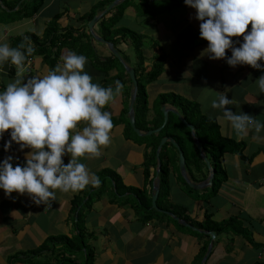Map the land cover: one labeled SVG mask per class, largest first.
I'll list each match as a JSON object with an SVG mask.
<instances>
[{
    "label": "crops",
    "instance_id": "0c3cea01",
    "mask_svg": "<svg viewBox=\"0 0 264 264\" xmlns=\"http://www.w3.org/2000/svg\"><path fill=\"white\" fill-rule=\"evenodd\" d=\"M11 1L13 0H9ZM104 1L46 0L43 8L33 17L17 21L9 20L15 16L10 13H14L18 6L13 10L0 3V43L16 47L13 38L17 36L29 32L42 36L56 13L62 14L59 19L62 28L69 25L82 27L84 24L76 22L77 18ZM104 9H100L96 15ZM110 11L106 17L112 15L113 11ZM195 13L196 9L186 6L183 0H130L116 27L128 28L145 35L143 49L146 70L150 69L158 55H162L165 60L161 76L147 85L149 113L141 114L139 126L143 127H138L141 131L153 128L152 125L158 122L156 103L161 93L175 92L185 98L183 91L189 92L186 99L200 103L205 114L218 119L223 134L243 141L246 153L252 157L251 161L246 162L238 154L226 153L223 162L228 179L221 185L218 193L208 199L206 197L209 192L204 191L206 187L195 190L188 184L183 185V182H186L174 167L170 194L169 197L161 199V209L173 207L177 211L172 212L180 218L182 217L178 212L198 221H204L206 211L212 212V218L216 221L238 217L242 226L239 233H216L213 240L210 236L209 244L212 242V250L205 261L202 260L206 253L199 261L201 247L208 242V234L203 231L205 229L199 228L202 231L196 232L197 230L186 228L165 212L140 210L137 201L139 198L131 188H145L147 196L152 199L158 165L148 169L149 177L155 174L150 182L146 178L145 163L146 155L152 148L149 147V142L142 139L144 135L137 134L132 128L128 111L129 120L126 121L124 110L128 109L133 84L129 74L117 66L109 72L107 84L114 87L115 81L119 80L125 87L122 95L103 109L112 114L114 126L110 132V143L106 147L101 146V155L98 158L82 157L80 162L99 178H102L100 173L104 169L117 172L128 189H120L119 193L114 180L109 178L105 181L103 178L100 179V186L104 187L101 188L100 197L93 203L87 201L91 193L95 194L93 190L96 187L89 185L77 193L55 190L56 199L49 205L35 204L28 194L20 195L14 192L12 197L15 199H11L0 189V264H59L58 259L63 255V251L65 252L61 243L50 245L49 249L40 250V247L47 243L50 236H77L80 227L87 233L85 241L88 247L95 252L94 264L264 262V130L258 134L250 130L246 137L239 139L229 122L223 119L222 111L211 107V100L217 93L226 92L227 98L234 101L232 105L226 106L227 108L235 113L253 115L264 123V93H259L255 83L260 75H264V71L248 65L232 67L227 64L226 59L210 60L207 55H201L208 41L200 38V21L194 18ZM100 20L96 23L95 30L103 36ZM250 28L251 25L249 31ZM151 38L153 42L148 44ZM116 39L118 41L115 45L124 60L138 68L139 60L131 40L123 38L121 34H118ZM233 39L242 41L243 37ZM93 46L97 57H87L85 71L92 76L94 83L104 85L105 77L102 75L98 58L103 60L111 57L112 53L106 45L95 39ZM69 52H72L69 48H62L60 57ZM226 53L231 56V50H226ZM32 58L29 67H24L25 78L42 76L52 69L42 55ZM60 62L59 58L57 64ZM260 63L264 64V61ZM15 77V66L8 63L0 66V92L4 91L6 85ZM184 85L190 86L191 91ZM168 104L176 105L171 102ZM85 124L86 122H80L77 130H82ZM5 142L0 140V161L12 155L13 166H23L25 153L30 149L20 150L19 145L15 144L6 152ZM63 159L67 163L69 157L65 156ZM206 172V166L202 167L201 173L194 174V180L202 181L201 174ZM76 205H79L78 210L81 208L82 212L80 224L75 212ZM145 215L149 218L146 219ZM244 229L251 233L252 242L244 237ZM82 257H77L78 262Z\"/></svg>",
    "mask_w": 264,
    "mask_h": 264
},
{
    "label": "clouds",
    "instance_id": "9594fccd",
    "mask_svg": "<svg viewBox=\"0 0 264 264\" xmlns=\"http://www.w3.org/2000/svg\"><path fill=\"white\" fill-rule=\"evenodd\" d=\"M184 3L196 9L194 18L200 21V38L208 41L201 55L210 60L226 59L232 67L248 65L264 71V64L260 63L264 61V0H184ZM241 36L242 41L233 39ZM25 41L18 47L0 43V66L8 63L16 68L15 79L0 92V138L10 129L4 150L9 151L13 142L20 150L30 149L25 153L23 166L14 167L12 155L0 161V189L11 199H15L14 192L28 194L35 204L49 205L56 199L55 190L77 193L89 185L100 186V178L90 173L80 158H98L101 146L110 143L112 114L103 109L122 95L125 85L119 80L114 87L94 83L85 71L88 58L76 52L62 55L61 62L47 74L25 78V61L35 51L29 38L25 37ZM226 50H231V56ZM255 83L259 93H264V75ZM233 103L226 92L217 93L211 107L222 111L223 119L229 122L237 138L243 139L250 130L257 134L264 130V123L253 115L235 113L226 107ZM163 105L178 109L168 102ZM82 121L85 126L77 130ZM65 156L69 157L67 163Z\"/></svg>",
    "mask_w": 264,
    "mask_h": 264
},
{
    "label": "trees",
    "instance_id": "16d2710c",
    "mask_svg": "<svg viewBox=\"0 0 264 264\" xmlns=\"http://www.w3.org/2000/svg\"><path fill=\"white\" fill-rule=\"evenodd\" d=\"M5 7L13 9L18 6L17 10L13 11L10 14H15L9 21H17L24 18L33 17L36 13H38L46 3V0H13L9 2V0H1ZM130 0H124L120 3L117 7H115L111 16L106 17L107 15L103 16L100 20V31L103 37L107 40H110L116 43L118 40L116 36L121 34L123 38L130 39L134 50L137 54L139 60V67L136 68V74L139 82L138 93L135 102V110H136V117H137V126H139V119L141 118V114L148 113V91L147 85L149 83L154 82L157 80L164 69V57L162 55H158L150 65V69L146 70L144 66V40L145 35L140 32L133 31L128 28H118L116 25L120 22L124 15V10L128 6ZM184 1V0H183ZM111 2V1H110ZM109 0H105L101 2L99 5L94 6L90 12L84 14L77 18L76 22H81L84 25L82 27L69 25L66 28H62L59 24V19L61 18V13H56L54 17L51 18L50 22L46 26L44 33L38 35L34 32H29L20 36L13 38L16 47L20 45L22 41H25V37L29 38L31 44L34 46L35 51L32 53L31 56L27 57L25 64L30 65L32 61V57L35 55H42L44 59L50 64L51 68H54L59 61L61 49L64 47L69 48L72 52H76L77 54H83L88 58L97 57L94 46H93V36L88 29V22L96 15V13L100 9H104L109 3ZM31 59V60H30ZM99 66L101 67L102 75L105 77V84L100 85L103 87H108L107 78H109V72L119 66V69L123 70L125 73V67L121 63V61L112 55L111 57L105 58L100 60L98 58ZM28 65V66H29ZM140 74V75H139ZM159 101L156 103L157 111H158V122L152 125L153 128L156 129L163 125L164 123V112L162 111L161 107L162 104L171 102L178 106L180 112L184 115V117L195 126L197 137L201 143L203 151L208 155V158L211 160L213 167L215 168V176L213 179V183L211 185L212 191L210 194L207 195L206 199L209 196L218 193L221 188V185L228 179V173L224 167L223 158L226 153L231 154H238L241 159L244 161L249 162L252 160V157L248 155L245 151V143L241 140H236L233 137L225 136L222 132V126L217 118L211 117L205 114L202 110L200 103L187 100L186 98H182L180 95L176 94L175 92H167L161 93L159 96ZM128 109L124 110V114L127 117ZM131 128V127H130ZM132 129V128H131ZM165 136H172L174 139L180 144L181 148L184 150L185 157H186V164L187 169L192 175V178L195 179L196 177L194 174L197 172L201 173V168L206 166L205 161L203 160L200 150L195 144V141L191 134V129L181 121L179 116L173 112H169V116L165 126L162 130L158 132H154L150 135H145L142 139L146 142L150 143L152 149L149 150V153L146 155V178L152 182L153 177L155 174L153 173L149 177V167L154 166L156 167L158 164L157 161V148L161 139ZM161 157V171L159 174L160 178V192L157 199V205L162 208L161 199L163 197H169L170 190H171V174L174 167H176V171L180 174V177L186 182L184 177L181 174V170L179 167V151L177 148L170 142H166L160 152ZM196 168V173L193 168ZM100 179L105 178V181L109 178L114 180L116 185L117 192L121 193V190L124 188L128 189V186L122 181L121 176L109 169H104L101 173ZM209 172L207 170L206 173H202V179H206ZM106 175H109L106 177ZM105 183V182H104ZM187 184V182H186ZM189 186V184H188ZM104 185L94 188L95 191L94 195L91 193V196L88 198L87 203H93L96 198L100 197L102 189ZM190 187V186H189ZM192 188V187H190ZM99 189V190H98ZM101 189V190H100ZM121 189V190H120ZM132 192L139 198L138 206L140 210L144 211H153L158 212L157 209L152 207V199L151 197L147 196L145 188H131ZM194 189V188H192ZM76 215L78 217V224L81 221V208L78 210L79 205H76ZM167 210H171L176 213L173 207H166ZM178 214L183 218L190 222L192 225L205 229V230H212L215 231L217 234L233 231L235 233H239L240 229L242 228L240 219L238 217H230L223 221H216L212 218L213 214L209 211L205 212L204 221H198L196 219H192L189 216L182 215L180 212ZM171 217V216H169ZM145 218L148 219L149 216L145 215ZM186 228H189L186 226ZM80 233L77 236H69V235H58V236H50L47 240V243L40 247L42 249H49L50 245L55 243H61L63 247H65V252L63 251V255L59 257L58 263L59 264H94L95 260V252L88 247L86 243L87 233L85 230L80 227ZM198 232V231H196ZM208 242L204 243L201 247V251L198 254V260L200 261L204 254L207 251L210 235H207ZM244 237L252 242L251 233H249L246 229H244ZM49 243V244H48ZM46 246H48L46 248ZM54 248V247H52ZM67 251L71 253L70 256H67ZM83 256V262H78V259L72 255ZM65 255V256H64ZM13 264V262H11ZM256 264H264V262H257Z\"/></svg>",
    "mask_w": 264,
    "mask_h": 264
},
{
    "label": "water",
    "instance_id": "95a60500",
    "mask_svg": "<svg viewBox=\"0 0 264 264\" xmlns=\"http://www.w3.org/2000/svg\"><path fill=\"white\" fill-rule=\"evenodd\" d=\"M124 0H114L111 4H109V6L107 8H105L100 14L95 15L88 23V27L90 30V33L92 34V36L94 37V39L104 45H106V47L110 50V52L116 56L119 60H121L123 62V65L127 71V73L130 76V79L133 83V89L130 95V102H129V106H128V115H129V119H130V123L132 128L137 132V134L139 135H150L154 132H158L160 130H162V128L165 126L168 116H169V112H173L175 114H177L179 116V118L181 119L182 122H184V124L186 126H188L191 129V134L192 137L195 141V144L197 145V147L200 150L201 156L203 158V160L206 163V168L209 172L208 176L206 179L200 181V182H196V180H194L190 174V172L187 169V162H186V157H185V153L184 150L181 148L180 144L174 139V137L172 136H165L161 139L159 146L157 148V161H158V166H157V171H156V182H154L153 185V193H152V206L157 209L158 211L161 212H165L168 215L172 216L174 219L180 221L183 225L193 229V230H197V231H202L200 230L198 227L192 225L190 222H188L186 219H182L179 216L175 215L172 211H168V210H164L161 209L158 205H157V199L159 196V192H160V178H159V173L161 171V157H160V152L161 149L163 147V145L170 141L179 151V166H180V170L182 173V176L184 177V179L186 180L187 184H189L190 187L194 188L195 190H199L202 189L204 187L207 186H211L213 183V179L215 176V168L212 165L211 160L208 158V155L203 151L201 143L199 141V138L197 137L196 134V130H195V126L194 124L190 123L182 114L181 112L177 109V108H171V107H166V105H163L162 107V111L164 112V123L163 125H161L160 127L156 128V129H150V130H146V131H141L137 124H136V111H135V101H136V97H137V92H138V80H137V76H136V71L135 68L130 65L127 64L119 49L115 46L114 42L105 39L103 36H101L100 34H98L95 30V25L96 23L99 21V19L106 14L109 10L113 9L114 7H116L118 4H120L121 2H123ZM0 3L2 4V2L0 1ZM205 233H207L208 235L211 236L212 240L215 238L216 236V232L212 231V230H203ZM212 250V242H210L207 252L203 258L202 261H205L206 258L209 256L210 252Z\"/></svg>",
    "mask_w": 264,
    "mask_h": 264
},
{
    "label": "rangeland",
    "instance_id": "374dc122",
    "mask_svg": "<svg viewBox=\"0 0 264 264\" xmlns=\"http://www.w3.org/2000/svg\"><path fill=\"white\" fill-rule=\"evenodd\" d=\"M147 40H148V39H147ZM145 41H146V40H145ZM152 42H153V39L151 38L150 40H148L147 43H148V44H151ZM134 54H135V53H134ZM135 56H136V55H135ZM120 61H121V60H120ZM136 61H137V59H136ZM121 62H122V61H121ZM122 63H123V62H122ZM132 66L135 67L134 65H132ZM184 86H186V85H184ZM186 87L189 89V91H191L190 86H186ZM182 95H183V97L187 98L186 95H189V92H184V91H183ZM159 100H160V99H159ZM159 100H158V101H159ZM162 105H163V104H162ZM148 113H149V112H148ZM179 167H180V166H179ZM193 168H194V170L196 171V168H195L194 166H193ZM232 173H233V170H232ZM183 185H187V184L183 182ZM206 190H207V191L209 192V194H210L211 191H212L211 186L206 187L204 191H206ZM66 254H67V256H70V255H71V253L68 252V251H67ZM72 256H74V257L76 258V260L78 259V258H77V257H78L77 255H74V254H73ZM79 261H80V262H83V257H82Z\"/></svg>",
    "mask_w": 264,
    "mask_h": 264
},
{
    "label": "built area",
    "instance_id": "2783aa9c",
    "mask_svg": "<svg viewBox=\"0 0 264 264\" xmlns=\"http://www.w3.org/2000/svg\"><path fill=\"white\" fill-rule=\"evenodd\" d=\"M31 60V59H30ZM29 65V62H28V64H25V67H29L28 66ZM10 129L7 131V132H5L4 134H3V137L2 138H0V140H4V141H7V140H9L10 139ZM16 143L15 142H13V144L12 145H15Z\"/></svg>",
    "mask_w": 264,
    "mask_h": 264
}]
</instances>
